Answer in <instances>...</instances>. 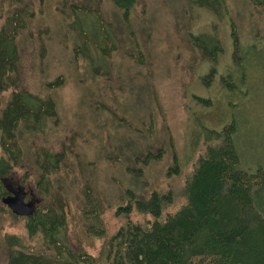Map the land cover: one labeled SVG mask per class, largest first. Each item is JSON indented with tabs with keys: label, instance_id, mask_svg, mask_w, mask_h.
Returning a JSON list of instances; mask_svg holds the SVG:
<instances>
[{
	"label": "rangeland",
	"instance_id": "1",
	"mask_svg": "<svg viewBox=\"0 0 264 264\" xmlns=\"http://www.w3.org/2000/svg\"><path fill=\"white\" fill-rule=\"evenodd\" d=\"M221 5L213 13L193 0H133L125 21L111 0H0V27L7 20L17 31L18 87L50 96L58 117L43 133L20 138L22 158L2 180L7 200L26 213L57 208L62 199L66 225L59 236L71 252L95 255L101 239L86 232L97 223L92 209L101 210L107 234L120 224L108 203L117 189L133 187L125 168L134 157L159 150L144 172L142 194L176 192L204 150L206 131L233 123L236 169L263 173L264 14L247 0ZM192 36L217 42L214 61L192 46ZM100 46L112 49L101 56ZM85 52L102 60L105 74L91 75ZM55 78L62 85L47 88ZM7 95L1 93L0 107ZM62 145L72 150L65 162L71 172L52 178L49 194L38 193L34 148L57 152ZM171 151L179 173L166 176ZM255 201L264 209V176ZM129 218L140 219L134 212ZM8 235L20 251L53 256L40 239L26 237L21 221L0 213V264Z\"/></svg>",
	"mask_w": 264,
	"mask_h": 264
},
{
	"label": "trees",
	"instance_id": "2",
	"mask_svg": "<svg viewBox=\"0 0 264 264\" xmlns=\"http://www.w3.org/2000/svg\"><path fill=\"white\" fill-rule=\"evenodd\" d=\"M247 1L264 14V0ZM223 2L193 0L194 5L213 13L222 9ZM111 3L121 10L123 20L130 18L133 0H111ZM3 24L0 27V95L5 91L8 95L0 107V213L21 221L26 237L40 239L44 249L53 255H40L32 250L22 253L18 250L21 245H17V237L8 235L4 238L6 264H264V209L255 201L264 172L236 169L233 123L217 131H206L204 150L195 158L176 192L152 189L142 194L140 188L146 184L144 172L149 163L160 158L159 150L155 154L147 151L141 157H134V166L125 168L133 187L117 189L108 203L109 207L114 206L113 216L120 220L111 233L107 234L99 220L101 210L92 206L91 218L97 223L90 224L86 232L101 239L95 255L71 252L59 236L66 225L62 199L58 200L57 208L48 206L40 210L35 207L26 214L13 212L4 202L8 192L3 189L2 180L18 167L22 158L20 138L43 133L45 127L57 123L58 117L50 96L41 97L18 87L17 31L11 21ZM87 26L95 36L93 21ZM232 36L234 48H237V38L234 33ZM191 39L192 46L202 56L214 61L219 51L216 41L207 44L202 37L199 40L192 36ZM194 39L199 42L193 43ZM98 49L99 55L105 56L112 47ZM235 52L236 49L233 57ZM82 56L89 63L91 75L98 74L99 70L105 74L101 59L86 52ZM61 85L59 78L45 83L47 88ZM194 99L203 105L210 104L208 99L196 96ZM71 152L65 145L57 152L34 148L32 161L37 171L38 193L49 194L50 180L71 172L65 163ZM178 173L177 158L171 151V165L165 175ZM131 212L140 219L131 220Z\"/></svg>",
	"mask_w": 264,
	"mask_h": 264
},
{
	"label": "water",
	"instance_id": "3",
	"mask_svg": "<svg viewBox=\"0 0 264 264\" xmlns=\"http://www.w3.org/2000/svg\"><path fill=\"white\" fill-rule=\"evenodd\" d=\"M4 202L7 204V206H9V208L13 211V212H15V213H17V214H26V213H28V212H23L22 210H20V207L18 206V207H15V205H14V203L11 201V200H7V197H6V199L4 200Z\"/></svg>",
	"mask_w": 264,
	"mask_h": 264
},
{
	"label": "flooded vegetation",
	"instance_id": "4",
	"mask_svg": "<svg viewBox=\"0 0 264 264\" xmlns=\"http://www.w3.org/2000/svg\"><path fill=\"white\" fill-rule=\"evenodd\" d=\"M23 253V251H21Z\"/></svg>",
	"mask_w": 264,
	"mask_h": 264
}]
</instances>
